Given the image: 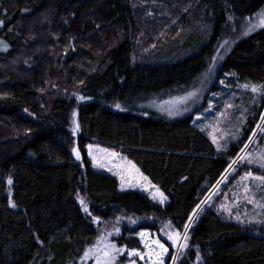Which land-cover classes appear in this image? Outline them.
Instances as JSON below:
<instances>
[{"label": "trees", "instance_id": "obj_1", "mask_svg": "<svg viewBox=\"0 0 264 264\" xmlns=\"http://www.w3.org/2000/svg\"><path fill=\"white\" fill-rule=\"evenodd\" d=\"M191 2L194 12L183 21L188 6L178 9V22L202 25L205 34L184 37L187 49L178 48L171 58L148 61L138 58L136 41L143 27L159 24L144 14L170 8V0H0V264H77L97 236L96 222L118 216L135 221L115 238L129 248L140 247L132 235L140 229L170 221L183 230L264 109V90L239 89L264 85V27L232 37L218 71L219 77L229 74L225 84L245 112L224 151L215 149L196 111L167 116L154 108L157 98L200 77L218 44L230 38L232 19L241 21L264 6V0ZM64 36L78 41V54L62 55ZM91 142L132 160L167 203L120 191L113 176L94 171L87 155ZM188 233L189 249L177 264H264V226L227 220L207 208Z\"/></svg>", "mask_w": 264, "mask_h": 264}, {"label": "rangeland", "instance_id": "obj_2", "mask_svg": "<svg viewBox=\"0 0 264 264\" xmlns=\"http://www.w3.org/2000/svg\"><path fill=\"white\" fill-rule=\"evenodd\" d=\"M170 1L172 4L170 8L163 9L162 11L159 12L156 10H151L150 13L148 12L144 14L145 16H149L152 19H155L159 25L156 24L153 27V29H147L143 27V31L141 32L142 38H138V40L136 41L137 53L139 59L142 60L147 59L148 61L166 60V58H168L167 56L177 54L180 48L183 49L182 52L187 49V47L185 49L183 48L185 47L183 45L185 42L184 37L187 36L189 38L190 34L194 32H202L203 34H205L201 24H200L201 26L192 25V27L189 28L187 23L186 24L184 23L182 25L181 23L178 22V17L176 14L178 9L188 6L187 9H184L181 12L180 19H183V21H185L186 16L187 18L188 16L190 17L191 11L194 12L195 7L192 5L191 0H170ZM174 6H176V8ZM262 10H264V6L254 15L242 19L241 21L232 19L230 21L231 24L230 38L223 39L218 44L215 54L213 55V57H216L215 61H213V57H212L211 62L209 63L207 69L200 75V77L190 87L184 90H180L168 94L166 97L157 98L156 101L153 102L154 108L160 114H164L167 116H181L196 111L197 113L194 116L195 119L201 120L200 123L202 125V128L208 134L212 143H213V137L216 138V143H213V145L215 149L220 152L224 151L227 148V146L234 140V137L237 136L240 128V120L243 121L245 120V116H244L245 112H243L242 109H239V105L238 106L234 105L236 104L234 103V98H233L234 93L225 84V80L229 78L228 77L229 74L225 73L219 77L218 71L221 64L224 62L228 51L232 46V43L230 42L231 38L233 37V39H236L237 37L245 36L243 34L244 26H246L248 21H251L252 23H257V19H258L257 13H260ZM140 16H143V13L142 14L139 13L138 18ZM138 21L140 22V18L138 19ZM168 21L171 24V26L167 27L165 22ZM192 21L195 23L193 19ZM172 25L174 26L172 27ZM163 30L165 31L164 33ZM176 30H178V32H176ZM148 31L151 32L150 36L147 34ZM58 39H60V37L57 38V42ZM225 40L230 42V46H225V48H220V45ZM60 44L63 45L61 52L63 56L68 55V53L71 52L77 54L79 53L76 47L79 45H78V41L76 42V40H71L67 36H64V39L62 38V42H60ZM80 48L82 51L87 50V48L81 46ZM155 48L160 49L161 50L160 52H162V54H159V52ZM171 48H174L173 54H170L169 52ZM210 65H212L211 71H209ZM221 81H224V83L222 84ZM67 89H70L69 92L71 93V88H67ZM239 89L245 91H251L250 87L245 88L243 87V85L241 87L239 86ZM194 90L197 92L195 97L189 98L187 100L180 99L185 97L188 92H192ZM229 105H231V107H228ZM262 113H264V109ZM259 122H260V118L257 123ZM73 126L74 125L72 118L71 128H73ZM255 128L256 126L254 127V129ZM250 135H252V133ZM246 143L249 144L247 152L250 153L253 157H255L258 153L264 152V133H258L256 139L252 142H249L247 139L245 144ZM88 145H93V149H92L93 154L98 157L99 163L103 165L102 167L94 165L92 158L88 155V147H87V155L91 163V168L94 171L113 176L118 183V189L120 191L123 192L137 191L147 195L152 200L160 203L161 205L167 203L168 199L163 203L160 202L159 197L153 199L152 193L155 191V188L150 187L145 181H140L139 183L133 182L134 186H129L126 183L125 186L122 188L120 175L116 173L125 175L126 180H130L131 176H129L128 173L123 171L121 168H117L116 165H123L125 163V161L121 158H126L127 160L130 159L127 158L117 149L110 148L98 144L96 142H91ZM103 149H106L107 153L100 151ZM111 152H115L118 155L116 157H109L108 153ZM236 159H237V155L230 160L229 164H231L232 161ZM109 169H111V171H109ZM248 172L252 173V177L242 180L241 177H244L245 174ZM224 175H227L228 178L226 180H223L222 183H220L216 189H213L212 187L209 190V192L205 195V197L202 199V201H205V203L201 204L200 209L197 210V214L194 216V220L191 222V226L196 222L199 213H201L203 210L207 208L218 211L227 220H231V221L233 220L238 223L250 225L251 227L254 226V228H257L259 226H264V223H259V221H264V182L254 179V177L264 176V169L259 168L257 164L250 165L247 163V161H243L233 165V168L229 169V172L227 174L224 171L218 180H222V176ZM151 184L154 185L156 188H159L157 185L153 184L152 182ZM216 184L217 182L214 185ZM209 195H211L212 197L210 200L207 199ZM237 216H239L240 218L239 220L236 219ZM168 223L169 222L160 223L158 224L159 227L156 229L150 227L145 229H140L136 233L132 234L133 236L137 237L139 240L140 247L137 249H139L140 251H144V252L147 251V249L144 248L143 243H141L140 237L137 235L140 232H148L150 234L149 239L154 240L159 238L161 242L165 243V245L169 247V254L165 255L164 257L165 264H166V260L170 257V255L176 252V246L174 248H171L172 242L167 239V236L164 233L169 231H177V230L173 225H171V228L166 227ZM187 223H189V220ZM133 224L134 223H132V221H130L129 218H124L121 216H118L108 221L96 222L97 236L93 244L87 247L85 251L93 248V246L100 245L98 238L102 236H106L107 239L106 241H104V243L110 242L116 244L118 247L125 248V252L117 256L115 264H129L130 260L132 259L136 260V264H144V261L140 260L139 257H129L127 255V251L133 248H129L126 245H120L115 240V238L123 232L125 226L129 227ZM115 229H119V232H116ZM184 231H185L184 228L182 231H180L181 235H183ZM108 233H111V235H108ZM187 235L189 240L188 230H187ZM188 240H187V244L189 243ZM179 243H184V240L181 239ZM188 249H189V245L186 249H182L180 251V254L185 253ZM84 253L82 254V257L80 258V261L77 264H95L94 257L91 256L84 257ZM169 264H172V260H170Z\"/></svg>", "mask_w": 264, "mask_h": 264}, {"label": "snow or ice", "instance_id": "obj_3", "mask_svg": "<svg viewBox=\"0 0 264 264\" xmlns=\"http://www.w3.org/2000/svg\"><path fill=\"white\" fill-rule=\"evenodd\" d=\"M257 23H252L251 21H248L246 26H244V35H248L252 31H254L257 27H264V10H262L260 13H257ZM231 20L232 17H229ZM3 22L0 21V24ZM225 46H230V42L225 40L221 45L220 48H225ZM222 58V57H221ZM216 57H213V61H215ZM212 70V65L209 66V71ZM223 84L224 81H221ZM245 88H251V91L253 93H257L259 91L264 90V85H255V84H245L243 85ZM197 92L194 90L192 92H188L185 97L180 98L182 100H187L189 98L195 97ZM79 99L83 100L84 97H79ZM116 108H120V104H115ZM228 107H231L229 105ZM27 111V110H25ZM171 114V113H170ZM75 113H73V116L75 117ZM75 123V121H74ZM79 124L75 123V127L72 129L73 135L78 131ZM258 133H264V113L260 115V122L257 123L256 128L252 130V135L248 137V141L252 142L256 139ZM236 137H234L235 139ZM213 143H216V138L213 137ZM88 155L92 158L94 165L97 166H103L99 163L98 157L93 154V145H88ZM219 147V145H218ZM249 147V144H245L244 147L240 148L239 153L237 154V159L232 161L231 164H229L228 168H226L224 171L227 174L229 172V169L233 168V165L247 161L248 164H257L259 168L264 169V152L258 153L255 157H253L250 153L247 152V149ZM105 153H107L106 149L100 150ZM72 153L74 154L75 158L77 160H81V153L78 148H72ZM118 154L115 152L108 153L109 157H116ZM125 161L123 165H116L117 168H121L123 171L127 172L129 176H131L130 180H126L125 175L116 173L120 175L121 179V187L123 188L125 184L127 183L129 186H134L133 182L139 183L140 181H145L147 184L155 188V191L152 193L153 199H156L159 197V200L161 203L165 202L167 200V197L164 195L162 191H160L159 188H156L154 185L151 184V181L148 179L147 176L143 174V172L140 171V169L130 160H127L126 158H121ZM111 171V169H109ZM252 177V173L248 172L245 174L244 177H241V179H246ZM228 177L227 175L222 176V180H218L216 185H213V189H216L217 186L222 183L223 180H226ZM254 179L259 180L261 182H264V176H258L254 177ZM7 183L11 185L13 183L12 178L9 177ZM247 191V189H246ZM214 194V193H213ZM77 198L82 205L85 212H88V206L85 200L77 194ZM211 195L208 196L207 199H211ZM205 203V201H201L200 204H197L196 207L193 209V214L188 217L189 223L184 224V233L181 235L179 231H169L165 232L164 234L167 236V239L172 242L173 246H176V252L171 255L172 264H177V261L179 260L180 251L182 249H186L188 247L187 240V230L191 226V222L194 220V216L197 214V210L200 209L201 204ZM9 204L12 207H16V205L13 203L11 199H9ZM89 215H91L89 213ZM93 221H99V217H92ZM237 220H239V216L236 217ZM132 223H135V221H132ZM259 223H264V221H259ZM166 227L171 228V222L169 221L168 225ZM116 232H119V229H115ZM108 235H111V233H108ZM140 237L141 243H143L144 248L147 249L146 252L140 251L137 248H133L131 250L127 251V255L129 257H139L140 260L144 261V264H165L164 257L165 255L169 254V247L165 245V243L161 242L159 238L151 240L149 239L150 234L148 232H140L137 234ZM107 237L102 236L98 238L100 245L93 246V248L88 249L84 253V257H94L95 264H115L117 256H119L121 253L125 252V248L118 247L114 243H104L106 241ZM183 239L184 243H179V241ZM199 258V257H198ZM129 264H136V260L132 259L130 260Z\"/></svg>", "mask_w": 264, "mask_h": 264}, {"label": "water", "instance_id": "obj_4", "mask_svg": "<svg viewBox=\"0 0 264 264\" xmlns=\"http://www.w3.org/2000/svg\"><path fill=\"white\" fill-rule=\"evenodd\" d=\"M74 121H75V123H78V124H79L76 115H75V117L73 116V125H74L73 127H75V123H74ZM72 129H73V128H72ZM79 132H80V126H79L78 131L75 133V135H77ZM173 247H175V246H173Z\"/></svg>", "mask_w": 264, "mask_h": 264}]
</instances>
